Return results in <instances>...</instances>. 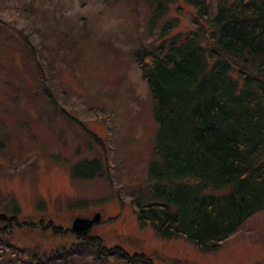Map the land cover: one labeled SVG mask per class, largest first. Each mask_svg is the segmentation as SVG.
Wrapping results in <instances>:
<instances>
[{
  "label": "rangeland",
  "instance_id": "1",
  "mask_svg": "<svg viewBox=\"0 0 264 264\" xmlns=\"http://www.w3.org/2000/svg\"><path fill=\"white\" fill-rule=\"evenodd\" d=\"M169 1L150 31L149 0H0V212L10 215L14 201L19 221L40 227L51 220L64 229L74 216L100 211L91 234L155 264H264V209L211 250L160 236L137 218L132 195L149 194L146 164L158 122L133 51L156 42L168 17L177 21L171 33L201 21L194 3ZM206 4L213 9V0ZM42 85L59 104L47 100ZM90 157L101 160L102 172L85 177L94 164L76 161ZM42 231L14 229L16 249L0 241V264H26L34 247L48 254L73 239L67 228L52 240ZM82 245L67 264H149L116 254L93 260V245Z\"/></svg>",
  "mask_w": 264,
  "mask_h": 264
},
{
  "label": "trees",
  "instance_id": "2",
  "mask_svg": "<svg viewBox=\"0 0 264 264\" xmlns=\"http://www.w3.org/2000/svg\"><path fill=\"white\" fill-rule=\"evenodd\" d=\"M186 1L194 3L200 22L171 33L177 21L168 17L160 24L156 42H140L133 51L151 93L158 127L146 164L149 194L132 199L139 222H150L158 235L183 236L211 250L248 216L264 209V0H213L212 10L206 0ZM167 2L149 0L155 6L146 24L150 31L167 14ZM22 38L28 42L24 32ZM34 60L39 59L34 55ZM42 86L47 100L59 104L53 89ZM76 162L94 164L82 176L102 172L98 157ZM11 208L0 225L3 248L16 249L9 241L18 238L14 229L30 232L43 227L46 234L40 237L48 240L67 234L64 229L69 227L52 225L51 220L40 227L19 221L20 208L14 201ZM70 234L71 242L48 254L35 247L26 252L24 263L67 264L88 242L93 245V260L116 254L128 262L155 264L144 252L107 247L90 229Z\"/></svg>",
  "mask_w": 264,
  "mask_h": 264
},
{
  "label": "water",
  "instance_id": "3",
  "mask_svg": "<svg viewBox=\"0 0 264 264\" xmlns=\"http://www.w3.org/2000/svg\"><path fill=\"white\" fill-rule=\"evenodd\" d=\"M0 218L6 219L7 213L0 212ZM100 219V211H95L91 216L76 215L72 218L71 224L69 226L70 230L76 232H82L90 229L95 221Z\"/></svg>",
  "mask_w": 264,
  "mask_h": 264
},
{
  "label": "flooded vegetation",
  "instance_id": "4",
  "mask_svg": "<svg viewBox=\"0 0 264 264\" xmlns=\"http://www.w3.org/2000/svg\"><path fill=\"white\" fill-rule=\"evenodd\" d=\"M7 218H8V217H7ZM7 218H6V219H7Z\"/></svg>",
  "mask_w": 264,
  "mask_h": 264
}]
</instances>
